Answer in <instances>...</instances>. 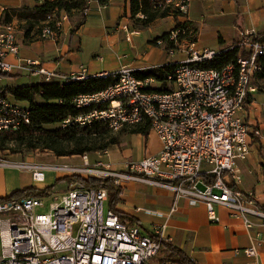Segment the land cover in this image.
<instances>
[{"label": "built area", "instance_id": "2783aa9c", "mask_svg": "<svg viewBox=\"0 0 264 264\" xmlns=\"http://www.w3.org/2000/svg\"><path fill=\"white\" fill-rule=\"evenodd\" d=\"M179 1L177 10L185 16L191 0ZM68 21L65 11L52 12L42 39L59 40ZM17 31L11 24L0 28V82L15 72L42 75L46 82L58 81L62 86L90 78L64 77L32 61L22 63ZM181 32H172L170 40L175 47L170 54H185V60L155 68L168 70L166 87L154 78L139 79L130 69L104 74L105 78L117 79V83L78 97V109L94 108L93 111L61 125L63 129L73 125L91 127L99 122L110 126L111 122L136 120L148 114L151 132L162 142L158 155L128 163L124 171H114L103 164L93 168L87 155L84 166L11 162L0 157V168L27 170L36 183H44L48 172L112 179L121 188L129 182L145 183L173 192L176 202L186 199L191 206L204 204L213 224L221 222L217 208L223 207L247 230L264 229V207L255 193L234 189V183L240 181L237 160L248 157L253 143L262 144L264 151L262 127L247 122L255 91L253 82L264 71L263 37L255 31L244 32L239 42L223 50L237 49L236 63L218 70L204 64L212 62L221 51L196 50L192 46L181 49ZM156 44L165 43L158 40ZM30 124V107L0 88V132L16 134ZM43 192L0 201V264H163V228L145 231L139 224L122 220L120 213L106 207L107 190L85 188L74 182L61 197L43 196ZM47 200H52L50 212L44 214L40 210L46 207ZM175 211L174 206L171 213ZM54 229H61V237H53ZM262 245V232L258 231L256 242L243 251L253 260L251 264H258Z\"/></svg>", "mask_w": 264, "mask_h": 264}, {"label": "crops", "instance_id": "0c3cea01", "mask_svg": "<svg viewBox=\"0 0 264 264\" xmlns=\"http://www.w3.org/2000/svg\"><path fill=\"white\" fill-rule=\"evenodd\" d=\"M42 2L43 0H0V28L9 25L5 23L8 12L12 17L11 25L18 29L22 63L32 61L46 71L64 77H99L122 69L133 70L135 74L159 72L155 70L156 67L186 58L182 53L170 54L166 44H156L158 39L174 31L179 25L188 30L187 35L178 41L181 49L192 46L196 50L223 51L239 42L246 31H255L264 37V0H191L185 16L158 19L146 29L131 18V0H109L108 5L91 0L83 24H78V17H69L65 32L57 41L41 39L35 27L31 34L34 40L30 42L26 36L27 20L20 18L18 13L34 12ZM14 12L17 14H13ZM11 61L14 59L11 58ZM28 76H31L32 81L21 79ZM44 82L45 77L42 75L15 72L0 82V88L10 93L15 88ZM253 86L255 91L249 105L247 122L250 126L260 125L264 131V81L256 79ZM19 103L30 107L28 102ZM161 150L162 142L153 132L147 137L142 134H124L118 145L87 157L91 166L103 164L114 171H124L128 163L156 156ZM43 156L47 157V161L36 162L85 165L84 156L57 157L52 152ZM10 169L0 168V199L27 189H53L67 177L49 172L44 183H36L31 175L19 176L18 179L1 176L2 172ZM237 169L240 181L234 183V189L242 193H255L259 204L264 207L263 145L253 143L248 157L237 160ZM39 185H42V189H39ZM68 189L67 183L64 194ZM122 189L117 211L127 216L129 221L137 220L145 231L156 226L163 228L166 242L183 251L192 262L251 264L253 260L243 251L256 242L257 232L261 231L263 245L259 248L258 264H264V229L247 230L243 222L231 217L226 208H217L221 222L213 224L204 204L191 206L186 199L176 202L175 194L169 190L138 182L126 183ZM174 206L176 211L172 214ZM107 208H110L109 202ZM167 255L164 251L162 257Z\"/></svg>", "mask_w": 264, "mask_h": 264}, {"label": "trees", "instance_id": "16d2710c", "mask_svg": "<svg viewBox=\"0 0 264 264\" xmlns=\"http://www.w3.org/2000/svg\"><path fill=\"white\" fill-rule=\"evenodd\" d=\"M91 0H43L34 12L18 13L20 18L27 20L26 36L28 41H33L32 31L37 27V35L42 39V32L48 16L55 10L65 11L70 18L78 17V24L86 20L85 12L89 10ZM102 5H108L109 0H98ZM13 14H17L14 12ZM143 16V18H140ZM170 16L179 17L181 13L175 7V3L166 0H131V18L143 29L148 28L158 19ZM12 17L6 12V24H11ZM182 30L178 37L180 41L187 35L185 26L179 25L174 31ZM172 31V32H174ZM172 32L158 40H163L168 49L175 47L170 40ZM157 40V41H158ZM264 42V37L262 38ZM238 50L221 51L212 62L204 64L206 68L222 70L237 61ZM264 65V57L262 58ZM167 69L159 72L136 73L139 79L154 78L166 87ZM7 75L4 76V78ZM258 80L264 81V71L258 75ZM117 83V79L88 78L69 85L62 86L58 81L44 82L40 85H30L10 90V93L19 102H28L31 109V124L24 127L16 134L0 135V151L6 150V146L14 144L17 148H27L30 151L41 150L52 152L57 157L86 156L94 153L104 152L120 143V136L124 134H142L148 136L151 132L150 123L146 121L143 125L124 128L118 136L103 122L95 123L91 127H80L73 125L63 129L61 125L68 119H75L87 115L94 108L78 109L75 100L82 95H91L108 89ZM57 126L56 130L50 128ZM18 151H13L16 154ZM69 185L77 182L85 188L104 189L109 193V206L117 213L118 205L121 203L123 189L114 184L112 179H100L95 177L72 176L66 177L60 182ZM52 188L44 190L43 196H48ZM38 194L37 189H27L12 194L7 199H21L34 197ZM5 198V199H6ZM4 199H0L2 201ZM122 220L128 217L120 213ZM132 223L139 224L137 220L131 219ZM163 252H167L163 264H193L188 256L180 249L163 243Z\"/></svg>", "mask_w": 264, "mask_h": 264}, {"label": "rangeland", "instance_id": "374dc122", "mask_svg": "<svg viewBox=\"0 0 264 264\" xmlns=\"http://www.w3.org/2000/svg\"><path fill=\"white\" fill-rule=\"evenodd\" d=\"M176 60H179L178 57H176ZM178 62H181L180 60ZM31 76L28 77H22L21 79L23 81H32V79L30 78ZM58 127L57 126H53L50 129L51 130H56ZM112 130V129H111ZM114 131V135L118 136L120 131H116V130H112ZM121 137V136H120ZM17 150L18 152L16 154L13 153L14 150ZM49 152H45V151H41V150H36V151H30L27 148H17L14 144H10L8 146H6V150L4 151H0V157L3 159H8L11 162H22V161H32V162H36L37 161H47V157L43 156L44 154H48ZM42 157V158H41ZM41 158V159H40ZM39 163V162H38ZM90 164V163H89ZM93 168H95L94 166H91ZM6 171H11L10 173L6 172ZM4 172L1 173V176L3 177H14L15 179H18L19 176H25V175H31L32 177V173L27 171V170H18V169H14L11 168L10 170H6ZM49 173V172H48ZM47 173V174H48ZM39 185V189H42ZM38 187V186H37ZM67 189V182L63 181V182H58L57 185L52 189L53 193H51V195L53 197H61L65 190ZM52 202V200H47L46 203V207L41 209L40 212L44 213V214H48L50 212V203ZM106 207H108V203L106 204Z\"/></svg>", "mask_w": 264, "mask_h": 264}, {"label": "bare ground", "instance_id": "6f19581e", "mask_svg": "<svg viewBox=\"0 0 264 264\" xmlns=\"http://www.w3.org/2000/svg\"><path fill=\"white\" fill-rule=\"evenodd\" d=\"M169 2L175 3V7L180 9V1L179 0H170ZM95 78H105V76L101 75ZM85 79H79L78 81H84ZM146 121H148V114H141V118H136V120H123V121H115L110 123V129L120 131L123 130L124 127L126 128H133L143 125ZM3 132H0V135ZM53 237H61V229H54L53 230Z\"/></svg>", "mask_w": 264, "mask_h": 264}]
</instances>
